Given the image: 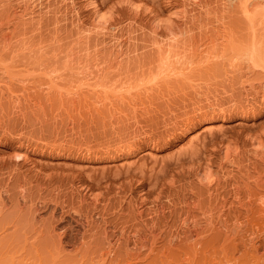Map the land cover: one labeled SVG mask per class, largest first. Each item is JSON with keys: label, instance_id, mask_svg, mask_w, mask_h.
I'll list each match as a JSON object with an SVG mask.
<instances>
[{"label": "rangeland", "instance_id": "1", "mask_svg": "<svg viewBox=\"0 0 264 264\" xmlns=\"http://www.w3.org/2000/svg\"><path fill=\"white\" fill-rule=\"evenodd\" d=\"M145 2L163 6L166 0ZM45 4L43 1V6L37 7L30 24L39 37L51 32L56 16L64 15L58 22L65 34L75 27V17L85 18L89 13L83 0ZM57 6L61 11H54ZM118 6L116 17L123 21L117 31L133 29L130 45L132 41L141 44L146 37L145 26L140 24L144 20L139 17L129 22L126 7ZM101 44L109 46L110 37ZM101 44L92 42L84 51L93 54ZM128 56L125 60L130 63L150 61L138 59L134 53ZM31 64L29 71L18 69L24 73L18 77L26 80L15 81L20 106H14L16 96L0 95V264H95L103 254L108 264H264V210L245 217L238 213L239 204L230 199L229 183L240 178V171L235 165L224 167L219 188L212 190L215 197L194 179L191 170L192 157H204L214 150L219 137L233 138L258 129L264 111L253 117L241 116L228 107L231 102L226 94L219 93L216 100L227 107L228 114L217 119L210 107L196 98L197 94L204 97L200 88L213 80L203 79L200 67L187 73L186 69L184 82L174 81L176 74L162 75L169 77L163 79V73L144 70L145 65L143 70L134 67L94 76L93 72L59 68L51 73V82L50 74L43 73L48 69ZM152 81L159 84L153 87ZM144 85L153 88L146 93L140 87ZM194 86H200L196 87L198 93ZM131 100L144 104L130 110ZM193 102L203 107L192 109L197 108ZM206 109L208 114L203 113ZM210 120L215 125L213 133L202 138L198 133L205 132L204 125ZM191 134L201 138L190 144ZM16 146L27 148L29 159L11 156ZM120 148L133 151L128 155L130 161L115 159ZM243 154L242 164L248 163ZM218 195L229 198L222 209L218 208ZM210 213L214 222L226 216L223 219L230 227L193 233L204 226ZM190 232L193 235L186 237L187 241L185 235ZM245 238L253 239L254 249L244 251L241 242ZM189 241L194 248L187 245Z\"/></svg>", "mask_w": 264, "mask_h": 264}, {"label": "bare ground", "instance_id": "2", "mask_svg": "<svg viewBox=\"0 0 264 264\" xmlns=\"http://www.w3.org/2000/svg\"><path fill=\"white\" fill-rule=\"evenodd\" d=\"M11 1L12 0H0V87L2 86L1 84L6 86H3L6 91L2 90V87L0 88L2 93L0 95H7V97L16 96L14 100L12 98L15 102L14 106L16 107L20 106L17 100L21 99L20 96H18V94H21L19 92V86L16 85L17 82L15 83V81H26L24 77L19 78L18 74L20 76L23 72L22 70L25 69L24 67H26V69L28 68L29 71L28 65L32 63L31 65L35 64V66H32L33 68L37 66V69H48L43 73L46 75L50 74L48 75V79L51 78V82L53 80L52 78H54L51 73L59 68L66 69L67 72L69 70L72 72H93L92 76H94V73L95 75H100V72L104 73L105 71L117 72L123 70L127 72L134 67H140L139 70H143L141 67L145 65L146 67H144V70L150 69L149 71H151L155 69L159 71V73H163L160 75L163 79L169 77H164L162 75L168 76V74H172L173 77L176 74V77L173 78L177 80H173L183 81V78L186 79V77H188L185 75L188 69L189 71L199 70L197 68L200 67L203 72V76H200H202L203 79L212 77L213 80L210 79L208 84V81H206L203 85L204 88H200L205 92L204 97L203 95L197 97L198 92L196 90H199V88L196 89V87L200 86H194V91L197 92H195V94H197L196 98L205 102L207 105H204L210 107V111H212V113L214 112L217 119H224L226 114H228L227 107H224V105L222 106L221 102L216 100L217 94L219 93L226 94L227 101L231 102L228 107L233 108L234 113L241 116L253 117L258 115L261 111H264V0H166L163 6L150 5L145 2L146 0H113L112 3H109V0H83L84 4L88 6L89 13L87 17H75V19H73L75 26L74 28L72 27L73 30L71 29L72 31L70 30L62 34L58 21L64 18V15L56 16L55 26L51 32L44 37H39L37 34H34L33 31L36 27L34 28L30 24L34 22H31L33 19L32 14L36 12L37 7L40 6L41 8L43 6H41L43 1L44 4L46 3L44 6H49L51 0H46L47 2H45V0H19L16 3H13L15 0ZM59 1L61 4L74 3V0ZM120 4L126 7L127 14L125 18H127L129 22L139 17L144 20L140 24L141 26H145L144 31L146 37L144 42L139 45H136L134 41H132L130 45L131 38L135 37V35L131 33L133 29H129L125 32L123 31L122 33H120L121 31H117L119 22H121V20L123 21L120 17H116V14L119 12L118 5ZM59 10L61 11V6H57L54 11L56 12ZM38 22L39 21H37L36 24H38ZM126 33L127 35H125ZM106 36L110 37L109 46L101 44ZM92 42H94L96 46L98 44H101V46L95 47L92 52L93 54H90L89 51L85 53L84 49L87 50ZM140 47L145 48L141 50V52H137ZM128 53H134L138 59L150 58V61L147 63H130L125 60L129 57ZM23 56H26V59ZM21 57H23V59ZM152 58L154 61L151 60ZM59 59H62V61L59 62ZM15 69L22 70H18L16 75H14ZM186 69L187 71L184 73ZM46 72H48V74ZM23 74L24 73H22V75ZM190 74L191 72H189L188 75ZM45 78L47 77L45 76ZM159 80L161 81L162 79ZM150 81L149 83L151 85ZM155 82L156 81H152L153 87L155 84H159ZM14 84L18 88H16ZM178 85L176 86L180 89ZM180 85H184V83ZM194 85L196 84L194 83ZM25 86L26 85H24V87ZM22 87L23 86L20 88ZM140 87H143V89L145 88L146 93L153 88L149 86L146 87V85ZM173 88L177 89L175 86H173ZM17 89H19L18 94L16 93ZM158 90H160V93L162 92L161 89ZM128 93L130 92L128 91ZM128 95L129 94L124 97H128ZM117 97L126 99L123 98L122 94L120 96L117 94ZM202 98H205V100ZM141 100L143 99L141 98ZM133 101L136 100L134 99ZM133 101L128 104L133 106L132 108L129 106L130 110L133 109L135 111L137 105L143 102L140 101V103H137ZM198 101L196 100V102ZM195 105L197 108L194 107L192 109L203 107V105L197 106V103ZM208 111L209 110L206 109L203 113H207ZM127 113L128 112H126V114ZM207 117L208 116H206V118ZM210 121V123L204 125V134L198 133L203 135L202 138L211 136L213 133L215 125L212 120ZM185 130H189V128ZM200 132L202 131L200 130ZM223 133L224 132H221V135ZM198 134H191L189 140L190 144L194 141L198 142L202 136ZM243 153L248 156V163L242 164L241 161L244 160V158L241 157V155ZM132 154H134L133 151L129 152L125 148H120L115 154V159L120 158L121 162L126 163L130 161L128 160V155ZM11 156L16 159L20 158L27 160L29 159V151L25 147L23 149V146L22 148L21 146H16L13 148ZM192 158H194V160L192 161L191 159L192 166H190L195 176L194 179H197L200 184H204L207 189H211L209 190L210 193L213 192L212 190L219 188L218 186L222 179L221 176L225 174L224 167L230 165V167H233L235 165L240 171V178L229 183L231 187H229V191L232 196L230 199L234 203L237 202L236 204H239L238 213H243V216L248 217L250 213L264 210V122H262L258 129H249L237 137L231 138L228 136H221L214 150H209L204 157L196 155V157ZM215 165L217 167H215ZM242 165H244V167H242ZM229 175L230 174H228V176ZM171 180L169 179V181ZM213 194L215 197L217 196L216 193L213 192ZM92 195L96 196L94 192ZM225 196L226 195H222V197H220V195H218L219 199L216 198L220 202L218 208H221L228 202L229 198ZM223 213L224 209L222 211V214ZM225 217L223 218L225 219ZM206 218L205 223H202L204 226H201V229L200 227L196 228L193 233L199 234L205 230L214 229L215 231H219L229 226L226 222L227 219L224 220L222 217L216 220L217 222H214L211 213ZM236 221H238V219ZM236 224L235 226H240L238 223ZM186 235L185 239L193 234L190 232L187 236ZM188 240L189 239H187V241ZM188 243L187 245L189 247L194 248L195 245L193 246L191 241ZM241 245L244 251L254 249L255 247L252 238L243 239ZM247 253L248 252H245V254ZM104 255L105 254H103L100 259H97L95 261L97 263L95 264H108V259Z\"/></svg>", "mask_w": 264, "mask_h": 264}]
</instances>
